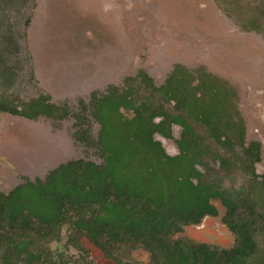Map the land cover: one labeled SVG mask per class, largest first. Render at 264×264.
Returning a JSON list of instances; mask_svg holds the SVG:
<instances>
[{
    "label": "rangeland",
    "instance_id": "374dc122",
    "mask_svg": "<svg viewBox=\"0 0 264 264\" xmlns=\"http://www.w3.org/2000/svg\"><path fill=\"white\" fill-rule=\"evenodd\" d=\"M177 70L187 78L210 74L236 91L245 141L262 143L258 176L246 174L232 157L230 168L223 169L205 156L200 169L240 213L253 187L261 189L257 196L264 204V0H0V97L19 109L45 94L65 111L61 118L0 113V191L26 177L44 179L70 160L104 162L95 94L111 96L114 87H130L136 106L150 102L149 109L164 106L183 113L158 90ZM196 85L201 86L193 81ZM207 90L196 91L202 102L208 100ZM121 110L128 117L135 114ZM191 122L211 153H225L204 125ZM78 130L87 134L78 138ZM172 133L174 139L155 136L175 155L181 127L175 124ZM213 203L218 216H206L175 237L232 247L235 234L222 221L228 207L218 199ZM135 256L149 261L141 248Z\"/></svg>",
    "mask_w": 264,
    "mask_h": 264
},
{
    "label": "trees",
    "instance_id": "16d2710c",
    "mask_svg": "<svg viewBox=\"0 0 264 264\" xmlns=\"http://www.w3.org/2000/svg\"><path fill=\"white\" fill-rule=\"evenodd\" d=\"M188 75L174 71L158 88L184 114L164 106L149 109L150 102L136 106L130 87L123 91L114 87L116 94L111 96L95 94L104 162L70 160L44 179L26 177L0 191V264H264V204L261 194L257 196L261 189L253 187L242 202V213L232 199L214 189L195 166L202 162L206 142L190 121L202 123L220 144L237 141L246 151L254 150L253 162L260 157V144L246 145L244 121L232 102L233 88L210 74ZM193 81L201 86H192ZM205 87L214 96L202 102L196 91ZM49 99L41 94L39 100L17 109L0 97V113L64 117V109ZM122 108L135 114L128 117ZM173 122L183 127L175 139L179 147L175 155L155 136L174 139ZM84 133L78 130L76 136ZM244 170L257 176L254 167ZM216 198L228 207L222 221L235 234L232 247L175 237L204 216H217L212 203ZM138 248L149 254L148 262L135 256Z\"/></svg>",
    "mask_w": 264,
    "mask_h": 264
},
{
    "label": "flooded vegetation",
    "instance_id": "af4514ba",
    "mask_svg": "<svg viewBox=\"0 0 264 264\" xmlns=\"http://www.w3.org/2000/svg\"><path fill=\"white\" fill-rule=\"evenodd\" d=\"M254 78H255V80L257 79V76H256V74L255 73H253V75H252ZM221 83H223L224 84V86H225V82H221ZM204 90H207V88L205 87V88H203ZM208 91V90H207ZM209 92H210V94H211V96H214V94L212 93V91H210L209 90ZM238 99V98H237ZM235 100V97H233V100H232V102ZM231 102V103H232ZM236 102H238V100L236 101ZM231 103H230V106H231ZM238 104V103H237ZM180 109L183 111V112H185V110L183 109V108H181L180 107ZM231 110V112L232 113H234L235 111H233L232 110V108L230 109ZM239 111V110H238ZM176 114H184V113H182V112H175ZM240 115H242V114H240ZM241 118L243 119V117L241 116ZM194 122H197V121H195V120H193ZM243 121H244V119H243ZM190 123L193 125V123L190 121ZM197 123H200V122H197ZM179 125L180 127H181V131H182V125L181 124H179V123H175V122H173V124H172V128H173V126L174 125ZM201 125H203L202 123H200ZM245 124V123H244ZM194 127V126H193ZM208 130V129H207ZM245 130H246V128H245ZM232 131H236V130H232ZM209 132V131H208ZM209 134H210V132H209ZM229 135L230 136H233L231 133H229ZM210 137L212 138V142H213V144L214 145H216V146H218V147H220V148H222V149H224L225 150V153H222V151L220 150V151H218V152H215V153H211L210 152V146L211 145H206V151H205V153L202 155L203 157H202V162H201V164H195V166H196V168L200 171V172H202V174H203V177H204V173H203V171L200 169L201 167H202V165H203V162H204V157L205 156H210L212 159H214V160H216L217 161V163L223 168V169H229L230 168V165H231V161L229 160V157H232L234 160H236L237 162H241V167H242V169L244 170V168L245 169H247V167H249V168H251V170H253V167H254V169H255V172H257L256 171V163L258 162V161H260L261 160V158H262V143L260 142V141H251V142H258L259 144H260V147H261V152H260V157L258 158V160H255L254 162H253V160L254 159H256V157H255V154H254V150H252V151H246L245 149H243V148H241V146L238 144V142L236 141V143L234 144V145H231V146H228V145H224V144H220V143H218L217 141H215L214 140V138L211 136V134H210ZM244 138H245V133H244ZM246 145L248 146L249 144H247L246 143ZM236 149H238L237 151H235ZM232 152V153H231ZM232 155V156H231ZM244 159H245V161H244ZM245 172H246V170H244ZM246 174H249V175H251L252 176V174H250V173H248V172H246ZM257 174V173H256ZM257 176H258V174H257ZM261 176H264V175H261ZM204 179H205V177H204ZM195 181H196V179H194ZM206 180V179H205ZM207 181V180H206ZM214 189H216V190H218V191H220V192H222L221 190H219V189H217V188H215L213 185H211ZM223 193V192H222ZM224 194V193H223ZM225 195V194H224ZM226 196V195H225ZM227 198H229V199H231L230 197H228V196H226ZM216 199H218V198H216ZM213 200L214 199H212V203H213ZM218 200H220V199H218ZM221 201V200H220ZM222 202V201H221ZM214 204V203H213ZM236 204V203H235ZM241 204H242V202H241ZM216 206V205H215ZM217 207V206H216ZM206 216H213V215H206ZM206 216H204V217H206ZM218 216V215H217ZM191 225H196V224H191Z\"/></svg>",
    "mask_w": 264,
    "mask_h": 264
}]
</instances>
